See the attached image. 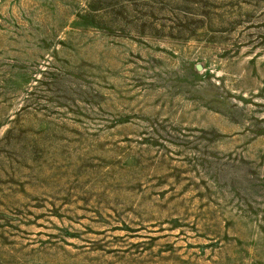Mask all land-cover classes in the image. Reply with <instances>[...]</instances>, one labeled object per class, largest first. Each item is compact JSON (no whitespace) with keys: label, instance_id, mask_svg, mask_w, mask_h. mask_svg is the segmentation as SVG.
<instances>
[{"label":"rangeland","instance_id":"1","mask_svg":"<svg viewBox=\"0 0 264 264\" xmlns=\"http://www.w3.org/2000/svg\"><path fill=\"white\" fill-rule=\"evenodd\" d=\"M0 264H264V0H0Z\"/></svg>","mask_w":264,"mask_h":264}]
</instances>
